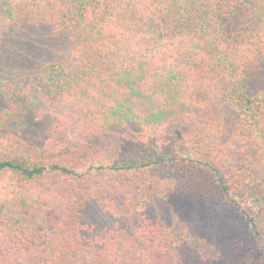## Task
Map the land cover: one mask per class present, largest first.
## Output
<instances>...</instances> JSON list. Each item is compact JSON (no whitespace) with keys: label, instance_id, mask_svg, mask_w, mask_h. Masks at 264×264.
I'll return each mask as SVG.
<instances>
[{"label":"trees","instance_id":"trees-1","mask_svg":"<svg viewBox=\"0 0 264 264\" xmlns=\"http://www.w3.org/2000/svg\"><path fill=\"white\" fill-rule=\"evenodd\" d=\"M262 59L264 0H0V264H264Z\"/></svg>","mask_w":264,"mask_h":264},{"label":"rangeland","instance_id":"rangeland-1","mask_svg":"<svg viewBox=\"0 0 264 264\" xmlns=\"http://www.w3.org/2000/svg\"><path fill=\"white\" fill-rule=\"evenodd\" d=\"M261 68L264 73V59L261 60ZM181 134L180 131L172 134L179 148L182 145ZM148 216L155 220H167L172 226H181L182 229L187 227L209 238L219 235L223 240L228 238L227 234H223L225 225L219 209H216L214 204H206L196 199L179 198L166 205H157L148 212ZM81 222L92 229L93 234L87 235L90 239L105 237L110 232L121 228L133 227L132 223L114 220L104 212L102 207L92 204L84 212Z\"/></svg>","mask_w":264,"mask_h":264}]
</instances>
